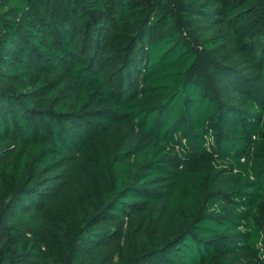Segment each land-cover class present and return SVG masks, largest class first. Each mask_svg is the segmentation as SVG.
I'll use <instances>...</instances> for the list:
<instances>
[{
  "label": "trees",
  "instance_id": "16d2710c",
  "mask_svg": "<svg viewBox=\"0 0 264 264\" xmlns=\"http://www.w3.org/2000/svg\"><path fill=\"white\" fill-rule=\"evenodd\" d=\"M0 264H264V0H0Z\"/></svg>",
  "mask_w": 264,
  "mask_h": 264
}]
</instances>
